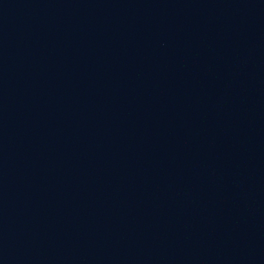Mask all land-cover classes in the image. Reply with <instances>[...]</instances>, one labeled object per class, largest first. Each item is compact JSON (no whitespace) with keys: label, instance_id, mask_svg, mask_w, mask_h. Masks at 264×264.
Masks as SVG:
<instances>
[{"label":"water","instance_id":"water-1","mask_svg":"<svg viewBox=\"0 0 264 264\" xmlns=\"http://www.w3.org/2000/svg\"><path fill=\"white\" fill-rule=\"evenodd\" d=\"M0 264H264V0H0Z\"/></svg>","mask_w":264,"mask_h":264}]
</instances>
